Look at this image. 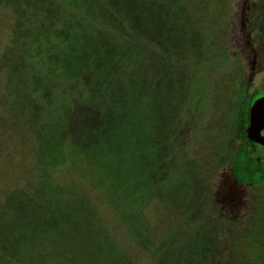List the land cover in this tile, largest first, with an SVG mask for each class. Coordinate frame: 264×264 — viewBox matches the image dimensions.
<instances>
[{"label": "rangeland", "instance_id": "374dc122", "mask_svg": "<svg viewBox=\"0 0 264 264\" xmlns=\"http://www.w3.org/2000/svg\"><path fill=\"white\" fill-rule=\"evenodd\" d=\"M29 1L32 4L28 6L27 0H0V28L7 27L8 32L15 35L12 40L14 52L0 55V94H3L0 137H4L3 132H17L15 140L18 148L12 143L14 158L17 159L18 151L20 161L25 163L22 177L17 176L10 181L0 177V214L5 207L14 213L16 210L30 214L38 206L47 204L55 192H71L65 196V200L67 198L91 213L94 222L99 223L94 238L102 239L101 242L93 239L96 229L92 224L80 241V245L89 241L81 250L79 247L82 264H105L107 256L110 264H167L172 250L176 253L180 251L174 239L175 215L177 217L181 206H184L183 198L177 197L184 193L185 184L181 181L174 184L173 178L180 179L177 168L182 163L185 164L189 180L203 178V163L191 149L209 113L212 125L202 143V156L212 158L214 145L220 149V137L224 155L233 164L228 171L221 168L210 173L216 206L222 216L232 215L238 219L244 215L253 217L255 212L251 224L243 225L248 228L237 223L234 233L239 244L245 241L248 230L253 238L263 242V245L250 249L251 261L246 260L244 264H264V213L261 212L264 210V169L256 172L240 165L242 149L244 153H250V158L253 154L259 156L260 165H264V156L254 146L246 143L241 146L242 129L239 123L244 88H251L250 103L264 95V0H171V7L164 0H159V9L156 6L151 8L156 0H59L63 3L61 11L82 17L80 22L85 24L83 27L102 25L99 16H95L107 10L114 12L111 10L114 8L127 11V17L140 13L139 9L143 10L141 14L144 17L155 11L159 19V24L150 22V25L139 29L109 27L112 32L110 37L118 45L115 52L119 50L111 55L114 71L111 85L118 81L125 87L121 95L126 99L125 107L135 110L137 118L135 126V118L132 121L134 128L121 129L118 138H114L117 132H113L118 123H112L111 130L103 134L106 138L103 144L89 141L86 142L87 147L84 138L97 118L93 109L99 107L93 102L98 103L102 94L97 92L93 96L88 81L97 77L92 56L94 45H89L91 48L88 52L83 51L82 35L76 36L77 33L73 32H70L72 35L60 36L54 29L51 32L47 29L43 33L47 37L36 35L34 28L38 25L37 20L28 13L38 9L41 12L52 10L56 0ZM144 2L148 3L146 7L149 8L143 7ZM119 3L125 6L120 7ZM170 12L174 14L173 17L169 15ZM187 13H190V17ZM63 17L59 15V18ZM190 18L198 19L199 24L192 27L188 20ZM122 24L126 25L124 22ZM80 28L72 27L75 31H80ZM125 34H128V41ZM211 37L214 42L222 43L223 50L221 53L218 51L212 61L214 64H206L205 61L209 59L204 47H209ZM235 49L239 51L238 54L233 53ZM197 51L202 53V57H197L198 63H201L196 70L199 76L191 82L181 79V68L187 76L193 71L192 63ZM154 52L159 57V73L155 74L159 76L161 87L171 86V97L177 94L188 104L180 111L183 123L175 134L176 123L169 125L166 134L160 133L167 121L164 116L159 120V108L155 109L153 101L159 97V83L155 81L154 84L152 79L150 86L154 87L151 90L153 95L149 97L147 93L149 118L140 121L137 115L141 101L138 95L132 93H139L136 90L142 89L143 80L140 77ZM51 53L58 54L53 57L57 65L48 68L49 63L53 62ZM172 85H175V90ZM189 102L190 108L187 107ZM212 108L220 110L212 116ZM88 112L92 114L87 115ZM165 115L167 117L168 114ZM165 142H168V149L162 147ZM103 146L106 148L101 164L94 156ZM10 153L8 149L0 147L2 158ZM165 156L174 159L167 166H163L168 161ZM2 162L6 166L9 164L7 159H2ZM251 163L254 165L255 162L251 160ZM104 165L108 167L107 170L102 167ZM151 166L156 167L153 170H158V175L150 173ZM229 174L248 184L234 177V182H231ZM221 181H224L222 185ZM175 190L177 197L173 198ZM171 215L174 231L171 228L168 241L165 240L167 231L163 229L165 219ZM157 217L159 222L152 224L151 230L147 218L153 220ZM81 220L85 227L87 220ZM154 228L159 232H155ZM193 233L192 229L191 235ZM87 236L91 237V241ZM54 245L58 244L55 242ZM231 252L233 256L228 255L231 258L227 263L235 259L234 253L237 254V250ZM68 261L67 264H77L72 259ZM175 263L179 264L177 257Z\"/></svg>", "mask_w": 264, "mask_h": 264}, {"label": "trees", "instance_id": "16d2710c", "mask_svg": "<svg viewBox=\"0 0 264 264\" xmlns=\"http://www.w3.org/2000/svg\"><path fill=\"white\" fill-rule=\"evenodd\" d=\"M169 7L173 6L171 3V0H164ZM29 2L28 6L32 4L29 0H27V3ZM26 3V4H27ZM148 3L144 2L143 7H146ZM165 4V5H167ZM152 5V4H150ZM54 8H51L52 10H45V12H41V9L35 10L33 12L28 13V15H32L36 20L38 25L35 26L34 31L36 35H41L45 32V30H48L51 32V29H54V32L56 34L65 35V34H76V36L79 34L83 40V51H89L91 46L90 44H93L95 48L92 56L94 65H95V71L97 77L88 79V81L91 83V90L92 95L96 96L97 92H101L99 96L101 97L98 103L93 102V105L99 106L96 109H93L94 115L97 117L96 120L92 123V128L89 129L88 134H86L84 140L85 144H87L89 141H93L94 143L97 142V144H103V139H106L103 137V134L106 132V130H111L112 123L117 124L116 127L113 129V132L115 133L114 138H118L119 131L123 129L130 130L133 129L136 123L135 116V110L131 111V109H127L125 106L126 99L122 98L121 95H123V92L126 90L125 87L122 86V84H119L117 81L116 83L111 85V79L113 77V62L111 61V55L114 53H117L119 50L115 52L117 44H114V39L110 37V34L112 32L109 30V27H135V29H139L138 27H146L147 25H150L152 22L154 25L159 24V19L157 18L158 15L155 14V11L152 12V15H145L147 13H144L145 17L141 14L143 10L139 9L140 13H133V17H127L129 13L127 14V11H123L121 8H114L111 10H114V12H109L110 10H107V12H100V14L96 15L95 17L99 16L98 19L101 20L103 23L102 25H98L96 27H83L82 22L80 20L82 19L81 16L75 15V14H66L65 11H61L60 9L63 6V3L59 0L55 1ZM119 6H125L123 3H119ZM158 7L159 9V0H156L155 3L152 5L151 8ZM59 7V8H58ZM142 8V9H144ZM57 9V10H55ZM171 11V10H169ZM165 13V12H164ZM141 14V15H140ZM171 12L169 13V15ZM188 17H190V13H187ZM59 15H63V18H59ZM85 16H88L86 14H82ZM172 17L174 14H171ZM161 16V15H160ZM125 18V19H124ZM204 19V15L202 17ZM152 19V20H151ZM192 27L195 26V24L198 23V19L196 18H190L188 19ZM201 20V19H200ZM120 21V22H118ZM197 21V22H196ZM122 22L126 23V25H123ZM78 23V24H76ZM119 25H116V24ZM176 23V22H173ZM60 24V25H59ZM76 24V25H75ZM199 24V23H198ZM72 27H81L80 31H75L72 29ZM149 27V26H148ZM47 31V32H48ZM73 32V33H70ZM12 32H8L7 27H1L0 28V37L2 39V42L0 43V55L4 56L9 53L14 52V47L12 48V40H14L15 35ZM83 33V34H82ZM197 34V31H196ZM127 41L129 40L127 38L128 34H125ZM47 37L44 36L43 37ZM212 38V37H211ZM211 40V39H210ZM200 41L203 40L200 37ZM90 47V48H89ZM200 47V46H199ZM121 48V47H120ZM197 48V47H196ZM205 54L208 56L205 63L206 64H214L212 61L215 60V57L219 51V53L222 52L223 46L222 43L214 42L213 38L211 40V44H209V47H204ZM118 49V47H117ZM203 49V48H202ZM220 49V50H219ZM238 50H233L234 54H238ZM58 54L51 53L50 59L53 60V57ZM202 53L199 54L198 51L195 55V58L193 59V65L194 69L193 71L187 76V73L183 72L184 69H180V78L183 80H190V82L195 80L199 75L197 73V69H199V66H201V63H198L197 60H199L197 57H199ZM150 62H147L148 67L146 66V69L143 70L142 76L140 79L143 80L142 83V89L136 90L139 93H132L133 95H138L139 100L141 101V105L139 106V109L137 111L138 118L140 121H146V118H149V97L153 95L154 87H151L150 82L151 79L153 83H159V57L158 53L154 52ZM155 60V61H154ZM54 65H57V63L53 60V62L49 63L47 66L48 68H53ZM46 66V65H45ZM44 66V67H45ZM138 67V65H137ZM191 68V67H190ZM186 69V68H185ZM173 71H175V67H173ZM138 73V71H137ZM147 74V75H146ZM155 76H158L155 78ZM99 78V84L97 83V79ZM177 78L179 76L177 75ZM2 70L0 69V87L2 86ZM171 81V80H170ZM182 83V82H181ZM149 84V85H148ZM175 84V83H174ZM143 85L147 87H143ZM153 85V84H152ZM171 85V84H170ZM113 86V87H112ZM199 86V82H198ZM175 90V85H172ZM170 87H161L159 83V88L157 89L159 91V97H156L153 102H155V109L159 108V120L164 116L166 119V126L167 131L164 129V126L161 128L160 133L166 134L168 132L169 125H173V123L177 126L174 127V134L178 131L181 124L183 123V118L181 115V110L186 108V99L182 100L177 94L172 98L170 93ZM147 93L149 97L147 96ZM245 94V93H244ZM242 95V102H241V113L242 117L239 118V123H241V129H242V142L241 146H243L245 143L248 146H254L255 144L251 142L246 136V126L243 122V111L247 109L249 104V98L251 97V94H245ZM187 96V95H186ZM245 98L247 100H245ZM182 100V101H181ZM135 101V100H133ZM161 101V105H160ZM3 94H0V114L3 107ZM191 102V101H190ZM189 102V107L191 106V103ZM87 103H89L87 101ZM90 103H92L90 101ZM152 106V102H150ZM224 106V105H223ZM118 107V108H117ZM163 107V108H162ZM117 108V109H116ZM188 108V109H189ZM119 109V111H118ZM213 111H211V115H216L218 112V108H212ZM187 110V109H186ZM190 112V110H189ZM224 112V111H223ZM168 114L167 117L165 114ZM92 114L91 112H88L87 115ZM189 115V114H188ZM187 115V116H188ZM209 113H207L206 122L202 127L200 135L197 136L196 142H194V146L192 147L191 151L195 152V156L200 158L203 167V178L199 179H190L189 180V174L185 171V164H180L179 168H177V175L180 178L179 180L173 178V183L175 184L178 181H181L184 185V193L181 192L179 196H176V190L174 191L172 197L177 199L184 200L183 205L181 206V211L179 214H177V217L175 215L177 224L175 229V236L174 239L176 240V247H179V252L176 253L174 250H172V253H170V257L167 259V264H176L175 259L177 257L179 264H244L246 260L251 261V248L252 247H259L261 244L263 245V242L257 241V239L253 238L251 236V231H246L249 234H245V241L241 242L239 244L238 237L236 236L235 231V224L239 223V225H250L253 221L252 218H255V212L253 214V217L244 216L241 217V219H238L236 217L231 216H222L218 211V208L216 206L215 196L213 192V185H212V178H210V173H214L218 169H223L225 171H228L229 169H232V161H230L227 157L224 155V151L221 146V140L219 137V143H220V149L216 148L214 145L213 147V156L211 159H205L202 156V143L205 139V136L207 133L211 130L212 125V118L209 116ZM245 117V116H244ZM133 118L134 119V126L133 124ZM209 121V122H208ZM144 124V123H140ZM161 126V125H160ZM111 133V131H110ZM2 135L4 137H0V147L6 148L9 150L10 155L8 157L2 158L0 155V177L5 178L6 180H13L18 177L23 176L25 163L24 161H20L19 158V152L17 151V159H15V155L13 154V148L12 143H15L17 148L18 144L16 142V135L17 132H3ZM161 136V135H160ZM87 142V143H86ZM106 142V140H105ZM107 143V142H106ZM168 142H165V146L162 145L163 149H168ZM114 143H112L113 145ZM86 147L88 146L85 145ZM240 146V147H241ZM106 147H100L99 148V154L96 153L95 159L102 162V157L105 156V154H102L104 152ZM186 148V146H185ZM185 148L183 150H185ZM245 151V149H244ZM140 152V151H139ZM242 153V159H241V166H246L247 169L250 171H255L260 167V161H258L260 158L257 156H254L250 158L248 155L250 153H244L243 149L241 150ZM257 155V154H256ZM101 156V157H100ZM140 156V155H139ZM168 158V161L163 164V166L169 165L170 162H172L174 159L173 157L169 158L168 156H165ZM2 159H7L9 161V164L6 166L3 164ZM159 160V156H158ZM251 160L254 161V165L251 163ZM262 160V159H261ZM145 159V163H146ZM149 161V160H148ZM146 166V165H145ZM153 166V165H152ZM152 166L149 168L151 171L150 173L154 172V175H158L159 171H154ZM104 170H107V166H102ZM246 173V172H245ZM213 175V174H212ZM230 175V174H229ZM163 175L161 174V177ZM202 176V175H201ZM237 179L234 174L230 175V181L234 182V179ZM239 178V177H238ZM172 179V178H171ZM233 179V180H232ZM240 179V178H239ZM28 180V179H27ZM170 180V179H169ZM238 180V179H237ZM238 180L240 182H245L248 184L247 181ZM28 182V181H27ZM224 183V181H221V185ZM179 184V182H178ZM250 184V183H249ZM62 193V194H61ZM71 192H55L51 195V200L47 204H42L37 207V209L30 214H26L25 211L19 212L15 210L14 212H11V209H8V207H5V210L1 212L0 214V264H67L69 259L73 260V262H77V264H82L83 256L80 252L82 247H85L88 245L89 241H87L85 244L80 245V241L82 240L83 236L87 235V229L93 228L96 229L93 239L96 241L101 242V238L95 239L96 232L99 229V223L94 219L93 216L89 214V212L82 210L78 207V204L75 202H72L71 200L67 199L65 200V196L67 194H70ZM73 196V193L71 194ZM28 207V206H27ZM23 210L24 208L21 207ZM261 212L264 213V210ZM226 217V218H225ZM251 217V220H250ZM87 220L86 226L84 227L83 221L81 219ZM186 218V219H185ZM185 219V221H184ZM244 219V221H242ZM147 220L150 222V228L152 230V224H157L159 221V217L157 219L150 220L147 218ZM173 220V215L168 216L167 220L165 219L166 225L164 226V231H167V237L165 240H167L170 237V231L172 228V231H174V225L171 227V222ZM248 222H247V221ZM152 221V222H151ZM243 222V223H242ZM159 228V226L157 225ZM245 227V226H243ZM248 228V227H245ZM155 229V228H154ZM169 229V232H168ZM193 229L194 233L191 235V230ZM164 231L162 233L164 234ZM155 232H159L158 230ZM182 234V235H181ZM165 235V234H164ZM88 240L91 237L87 236ZM172 240V239H170ZM169 241V239H168ZM55 242L58 245H54ZM79 242V246L77 243ZM167 244V243H166ZM223 244V245H222ZM239 244V245H238ZM259 245V246H258ZM220 246V248H219ZM80 247V250H79ZM138 247V246H137ZM237 250V254H235V259L232 260L231 263H227L226 261L229 260L228 255L233 256L232 250ZM79 250V252H77ZM177 255V256H176ZM238 255V256H237ZM255 257V255H254ZM51 258V259H50ZM85 258V257H84ZM99 258V250L96 252V259ZM235 261V262H233ZM105 264H110V259L107 256L105 259Z\"/></svg>", "mask_w": 264, "mask_h": 264}, {"label": "water", "instance_id": "95a60500", "mask_svg": "<svg viewBox=\"0 0 264 264\" xmlns=\"http://www.w3.org/2000/svg\"><path fill=\"white\" fill-rule=\"evenodd\" d=\"M264 129V96H260L252 106L249 125V137L264 148V135L261 131Z\"/></svg>", "mask_w": 264, "mask_h": 264}, {"label": "flooded vegetation", "instance_id": "af4514ba", "mask_svg": "<svg viewBox=\"0 0 264 264\" xmlns=\"http://www.w3.org/2000/svg\"><path fill=\"white\" fill-rule=\"evenodd\" d=\"M251 81H252V80H251ZM248 84H249V83H248ZM248 84H246V85H248ZM244 91H246V92H244ZM263 92H264V91H263ZM244 93H245V94H251V95H252L251 88H244V90H243V92H242V95H243ZM245 94H244V95H245ZM262 96H264V95H262ZM256 101H257V99H254V100L252 101V103H250V101H249L250 105L248 104L247 109L243 111V122H244V125L246 126V136H247V138H248L249 140H251V138L249 137V125H250V118H251V110H252V106L254 105V103H255ZM244 116H245V117H244ZM261 134L264 135V129L261 131ZM251 142H253V141L251 140ZM253 143L255 144V147L257 148V151L260 150V152H261V153L263 154V156H264V148H263V146H262L261 144H257V143H255V142H253ZM262 162L264 163V159H263ZM260 167H261V168L255 170V171H256V172H259V171H261V170L264 169V165H263V164H261Z\"/></svg>", "mask_w": 264, "mask_h": 264}]
</instances>
